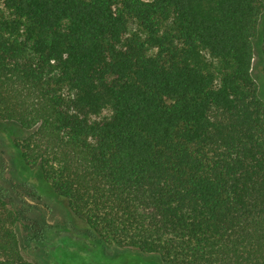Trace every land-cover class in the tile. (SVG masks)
Masks as SVG:
<instances>
[{"label": "trees", "instance_id": "trees-1", "mask_svg": "<svg viewBox=\"0 0 264 264\" xmlns=\"http://www.w3.org/2000/svg\"><path fill=\"white\" fill-rule=\"evenodd\" d=\"M263 14L264 0H0V122L20 132L1 139L81 234L137 264H264ZM26 221L37 234L0 183V264H34Z\"/></svg>", "mask_w": 264, "mask_h": 264}, {"label": "rangeland", "instance_id": "rangeland-1", "mask_svg": "<svg viewBox=\"0 0 264 264\" xmlns=\"http://www.w3.org/2000/svg\"><path fill=\"white\" fill-rule=\"evenodd\" d=\"M263 38L264 14L255 41L256 58L253 66V74L264 98V60L261 55ZM4 133L9 134L12 139L20 135L19 130L12 124L0 122V134ZM1 137L0 183L8 190L14 204L24 211L25 217L33 221L35 227L37 225V234L26 227L30 224L29 221L20 224L18 228L26 258L34 264H137L140 261L129 250L103 245L81 234L84 233L83 228L72 221L66 203L55 196L49 185L44 182L40 171L29 170L20 160L16 146ZM24 184H33L37 188L35 198L28 195ZM143 264L163 263L145 258Z\"/></svg>", "mask_w": 264, "mask_h": 264}]
</instances>
